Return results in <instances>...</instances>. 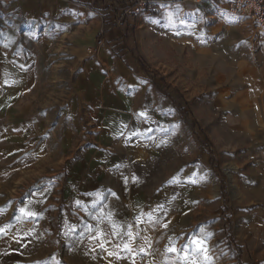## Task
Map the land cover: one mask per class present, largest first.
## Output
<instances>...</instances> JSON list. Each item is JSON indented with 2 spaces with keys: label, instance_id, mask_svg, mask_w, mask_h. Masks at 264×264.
<instances>
[{
  "label": "crops",
  "instance_id": "crops-1",
  "mask_svg": "<svg viewBox=\"0 0 264 264\" xmlns=\"http://www.w3.org/2000/svg\"><path fill=\"white\" fill-rule=\"evenodd\" d=\"M70 4L29 0L24 14L30 19L62 15L59 20H65ZM235 28L247 36L252 33L245 21ZM262 41L264 47V37ZM96 53L76 79L74 94L57 122L27 112L19 97L30 88L26 85L25 92L17 80L13 83L14 65L2 66L0 57V264H51V240L56 236L61 237L60 264H208L204 261L208 244L200 233L192 232L191 245L159 244L164 230L170 235L192 230L187 225L196 189L191 136L174 117L165 115L148 85L139 83L121 60L104 48ZM256 56L260 65L248 69L243 79L249 85L236 94L235 104L227 105L235 111L224 120H207V126L199 122L212 140L252 141L250 150L234 153L239 196L232 205L233 227L247 250L260 253L255 256L260 260L264 258V48ZM114 71L126 90L115 86ZM82 101L92 109L88 120L96 133V143L83 149L77 144L83 128ZM209 108L217 110L215 105ZM37 166L39 173L50 177V184L35 191L15 213L6 193L20 171ZM60 188L63 201L54 195ZM59 200L67 205L62 212L51 206ZM163 205L169 207L165 228ZM73 208L79 216L71 212ZM57 221L60 228L54 225ZM53 245L59 250L58 243Z\"/></svg>",
  "mask_w": 264,
  "mask_h": 264
},
{
  "label": "rangeland",
  "instance_id": "rangeland-1",
  "mask_svg": "<svg viewBox=\"0 0 264 264\" xmlns=\"http://www.w3.org/2000/svg\"><path fill=\"white\" fill-rule=\"evenodd\" d=\"M27 1L0 0L1 64L4 67L7 63L14 65L10 72L13 83L17 80L22 89L29 86L28 94L19 97L28 107L27 112H34L39 120L49 118L51 122H57L74 94L73 85L89 57H96L98 49H106L123 62L139 83L145 87L148 85L165 115L174 117L181 129L191 136L196 189L189 211L192 220H187V225L192 230L171 235L164 230L159 244H180L182 241L191 245L188 240L195 236L192 232L200 233L203 243L208 244L209 254L204 258L208 264H264V258L255 259L257 254L260 256L259 252L253 255L235 236L243 248L239 260L226 236L222 216L225 197L220 174L225 175L228 201L232 207L239 196L234 153L250 150L252 141H223L215 137L212 140L199 122V119L203 124L207 120H224L229 111H235L227 105L229 102L235 104L236 94L249 85L243 82L248 69L260 65L256 55L264 48V36L254 38L253 31L247 36L237 30L235 26L243 24V20L225 10L226 0L149 4L143 8L139 0H133L137 4L130 10H126L124 3H112L107 9L108 3L103 6L95 0H69L71 7L66 8L65 20H59L62 15L48 14L30 19L24 14ZM101 38L104 43L99 45ZM112 76L118 89H127L115 71ZM173 100L186 107L190 120L195 122V129L201 135L203 132L212 143L220 174L213 166L215 161L209 150L202 145L194 130L181 120ZM212 105L217 108L215 112L209 108ZM91 111V107L82 101L83 128L77 141L81 149L96 143V133L88 120ZM214 133L217 135L216 131ZM39 171L38 166L33 170L23 169L12 182L6 197L13 212L19 213L21 205L35 191L50 184V177ZM54 195L63 201L61 188ZM60 200L51 206L62 212L67 205ZM77 211L71 210L79 216ZM168 213L169 207L163 205V228L167 227ZM54 225L61 226L58 221ZM81 226H85L84 223ZM60 241L59 236L51 240V264L61 263L58 262ZM54 242L58 243L59 250H54Z\"/></svg>",
  "mask_w": 264,
  "mask_h": 264
},
{
  "label": "trees",
  "instance_id": "trees-1",
  "mask_svg": "<svg viewBox=\"0 0 264 264\" xmlns=\"http://www.w3.org/2000/svg\"><path fill=\"white\" fill-rule=\"evenodd\" d=\"M106 1V2H105ZM96 3H101V5L104 6V3L107 4V9H109L110 5L112 3H120V4H125V8L126 10H130L136 7L135 2H133V0H95ZM116 10V9H115ZM125 11V10H124ZM125 23V21H124ZM102 40V38L100 39V41ZM125 62H127V60H125ZM173 105L175 106V108L178 110L181 120L189 125L193 130H194V134L196 136H198L201 139V143L202 145L209 150L210 154H211V158L215 161V153H214V148L212 147V143L210 142V140L208 139V137H206L203 132L202 135L197 131V129H195V122L191 121L189 118L188 113L186 112V107L183 108L178 102H176V100H173ZM212 160V161H213ZM213 165V164H212ZM214 168L216 169V171L218 172V174H220V169L218 166V163L215 161V164L213 165ZM221 177L223 178V196L225 197V201L224 204L222 205V216L225 222V233L226 236L229 238L230 240V245L233 248L234 252L236 253L237 257H239V260H241L242 258V250L243 248L240 245L239 240L235 237L234 235V227H233V217H234V211L228 201V196H227V191H226V185H225V175L224 174H220ZM240 251V252H239Z\"/></svg>",
  "mask_w": 264,
  "mask_h": 264
},
{
  "label": "built area",
  "instance_id": "built-area-1",
  "mask_svg": "<svg viewBox=\"0 0 264 264\" xmlns=\"http://www.w3.org/2000/svg\"><path fill=\"white\" fill-rule=\"evenodd\" d=\"M193 1L195 3L208 0H139L140 6L161 5V4H181L182 2ZM224 8L227 12L241 18L251 28L254 38L259 35L264 36V0H226ZM104 42L99 41V45ZM92 53V49L89 50Z\"/></svg>",
  "mask_w": 264,
  "mask_h": 264
}]
</instances>
